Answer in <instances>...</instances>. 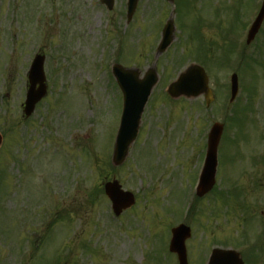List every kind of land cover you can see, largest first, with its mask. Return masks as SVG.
<instances>
[{
	"label": "rangeland",
	"instance_id": "rangeland-1",
	"mask_svg": "<svg viewBox=\"0 0 264 264\" xmlns=\"http://www.w3.org/2000/svg\"><path fill=\"white\" fill-rule=\"evenodd\" d=\"M181 2L175 40L156 57L175 7L165 0H139L129 23L126 0H114L111 11L100 0H0V264H177L168 246L178 224L192 230L188 264L205 262L214 242L249 246V262L264 264V59L249 62L252 44L243 26L236 31L250 0ZM231 26L237 48L220 67L228 58L219 57H230ZM38 53L48 95L28 121L26 75ZM115 60L141 74L156 61L161 76L119 168L111 165L122 114ZM193 63L209 75L207 109L203 97L165 92ZM233 73L245 88L237 105L229 104ZM216 122L224 125L218 189L198 202L203 136ZM113 179L136 199L120 219L102 189Z\"/></svg>",
	"mask_w": 264,
	"mask_h": 264
},
{
	"label": "water",
	"instance_id": "water-1",
	"mask_svg": "<svg viewBox=\"0 0 264 264\" xmlns=\"http://www.w3.org/2000/svg\"><path fill=\"white\" fill-rule=\"evenodd\" d=\"M137 1L138 0H129L128 18H131ZM168 1L172 2L173 0ZM102 3L109 9L112 7V0H102ZM263 14L264 8L261 11L259 20ZM257 25L252 28L249 39H252L255 35L258 28ZM172 32V23L169 22L164 29L163 40L159 46L158 53L163 52L169 46L172 40ZM114 75L124 95L123 116L112 156V164L114 166H120L127 156L129 146L136 138L141 113L157 79L154 68L146 72L142 80L138 79L139 73L136 70H123L117 66L114 69ZM28 81L29 90L27 92L24 107V114L26 116L31 115L35 105L44 97L46 92L43 75V57L37 56L35 58L29 71ZM232 82V96H234L236 91L235 76ZM167 92L172 98L180 96L195 98L204 94L207 104L211 101V95L207 88V78L203 70L197 66H191L182 73L176 82L168 87ZM221 133L222 126L217 124L210 130L205 165L197 190V195L199 197L208 193L215 183L216 149ZM104 191L105 195L112 203L113 212L117 216L134 204L133 195L128 192H123L116 181L106 183L104 185ZM189 236L190 230L184 226H179L172 230L170 252L177 254L179 264H187L184 243ZM209 264H242V262L239 256L233 252L214 251Z\"/></svg>",
	"mask_w": 264,
	"mask_h": 264
},
{
	"label": "flooded vegetation",
	"instance_id": "flooded-vegetation-1",
	"mask_svg": "<svg viewBox=\"0 0 264 264\" xmlns=\"http://www.w3.org/2000/svg\"><path fill=\"white\" fill-rule=\"evenodd\" d=\"M264 187V186H263ZM245 209H240V212H244ZM264 212V211H263ZM264 215V214H263ZM262 226H264V220L262 222ZM264 228V227H263ZM242 245H245V242H242ZM246 246V245H245ZM206 250V249H205ZM245 250H251V248L249 246H246V249ZM211 251V250H210ZM202 264H207V262L205 261L204 262V259H203V262Z\"/></svg>",
	"mask_w": 264,
	"mask_h": 264
}]
</instances>
